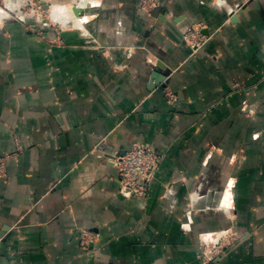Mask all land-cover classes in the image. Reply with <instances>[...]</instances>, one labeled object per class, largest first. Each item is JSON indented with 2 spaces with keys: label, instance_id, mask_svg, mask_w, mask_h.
<instances>
[{
  "label": "crops",
  "instance_id": "1",
  "mask_svg": "<svg viewBox=\"0 0 264 264\" xmlns=\"http://www.w3.org/2000/svg\"><path fill=\"white\" fill-rule=\"evenodd\" d=\"M143 1L77 0L60 44L0 31V157L22 148L0 179L2 264H200L198 235L228 227L243 241L219 264H264V0ZM134 143L164 155L146 199L109 160Z\"/></svg>",
  "mask_w": 264,
  "mask_h": 264
},
{
  "label": "rangeland",
  "instance_id": "2",
  "mask_svg": "<svg viewBox=\"0 0 264 264\" xmlns=\"http://www.w3.org/2000/svg\"><path fill=\"white\" fill-rule=\"evenodd\" d=\"M76 4L77 0L61 2H49L46 0H0V31L4 28L5 23H16L22 25L27 33L39 37L48 44H60L63 41L61 37L62 31L77 32V21L74 17V10L71 8ZM151 4H153V0L143 1L140 9L149 8ZM100 5L98 4V6ZM57 7H64L65 13H70L71 16H64L59 21L54 20L51 17V10ZM114 30L116 34L120 35L122 23L117 22ZM46 31L50 32L49 36L46 35ZM15 143L16 151L10 155L3 156L6 157L5 175L7 174V160L10 156H16L22 152L19 142L15 140ZM163 157L164 155H162V160ZM215 211L225 215L229 213L226 209L220 208H217ZM84 232L88 233V235L81 236ZM79 236L78 245L80 250L84 253L92 251L94 244L98 241V235L87 229H82L79 231ZM242 241V236L232 227L199 234L197 245L199 248L200 264H219Z\"/></svg>",
  "mask_w": 264,
  "mask_h": 264
},
{
  "label": "built area",
  "instance_id": "3",
  "mask_svg": "<svg viewBox=\"0 0 264 264\" xmlns=\"http://www.w3.org/2000/svg\"><path fill=\"white\" fill-rule=\"evenodd\" d=\"M203 29V24H196L184 34V42L192 53L200 51L209 41L210 37L203 34ZM164 94L169 102L173 101L172 93L165 91ZM109 160L117 172L119 194L126 199H146L162 155L149 144L134 143L124 153H113ZM5 162L6 157H0V178L6 176ZM87 235L85 232L81 234Z\"/></svg>",
  "mask_w": 264,
  "mask_h": 264
},
{
  "label": "bare ground",
  "instance_id": "4",
  "mask_svg": "<svg viewBox=\"0 0 264 264\" xmlns=\"http://www.w3.org/2000/svg\"><path fill=\"white\" fill-rule=\"evenodd\" d=\"M73 10H74V13H75V11H77V8H73ZM52 12V14H51V17L54 19V20H58L59 21V19H62L64 16H65V10H64V8H62V7H57V8H53L52 10H51ZM73 12V11H72ZM73 14V13H72ZM76 14V13H75ZM67 15V14H66ZM71 15V14H70ZM76 19V18H75Z\"/></svg>",
  "mask_w": 264,
  "mask_h": 264
},
{
  "label": "water",
  "instance_id": "5",
  "mask_svg": "<svg viewBox=\"0 0 264 264\" xmlns=\"http://www.w3.org/2000/svg\"><path fill=\"white\" fill-rule=\"evenodd\" d=\"M75 13H77V11H75ZM124 152H125V151H124ZM124 152H123V153H124Z\"/></svg>",
  "mask_w": 264,
  "mask_h": 264
}]
</instances>
